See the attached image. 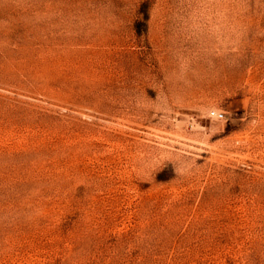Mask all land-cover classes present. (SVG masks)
Returning <instances> with one entry per match:
<instances>
[{
	"label": "rangeland",
	"instance_id": "obj_1",
	"mask_svg": "<svg viewBox=\"0 0 264 264\" xmlns=\"http://www.w3.org/2000/svg\"><path fill=\"white\" fill-rule=\"evenodd\" d=\"M0 264H264V0H0Z\"/></svg>",
	"mask_w": 264,
	"mask_h": 264
},
{
	"label": "built area",
	"instance_id": "obj_2",
	"mask_svg": "<svg viewBox=\"0 0 264 264\" xmlns=\"http://www.w3.org/2000/svg\"><path fill=\"white\" fill-rule=\"evenodd\" d=\"M210 114L215 117V118H221L223 116L222 112H218V111H215V110H211L210 111Z\"/></svg>",
	"mask_w": 264,
	"mask_h": 264
}]
</instances>
